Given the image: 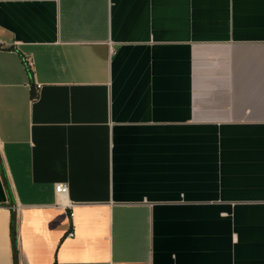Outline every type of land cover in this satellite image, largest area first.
Listing matches in <instances>:
<instances>
[{"label": "crops", "instance_id": "1", "mask_svg": "<svg viewBox=\"0 0 264 264\" xmlns=\"http://www.w3.org/2000/svg\"><path fill=\"white\" fill-rule=\"evenodd\" d=\"M0 166V264H264V0H0Z\"/></svg>", "mask_w": 264, "mask_h": 264}, {"label": "water", "instance_id": "2", "mask_svg": "<svg viewBox=\"0 0 264 264\" xmlns=\"http://www.w3.org/2000/svg\"><path fill=\"white\" fill-rule=\"evenodd\" d=\"M0 177H1V181L3 183L4 189L7 193L8 205L11 208V240H12V247H13V255L15 256V252H14V229H15L14 201L12 200V198L9 194L7 183L5 181V177H4L3 170L1 168V166H0ZM14 262H15V257H14Z\"/></svg>", "mask_w": 264, "mask_h": 264}, {"label": "built area", "instance_id": "3", "mask_svg": "<svg viewBox=\"0 0 264 264\" xmlns=\"http://www.w3.org/2000/svg\"><path fill=\"white\" fill-rule=\"evenodd\" d=\"M34 88L37 89L38 86L37 85H34ZM66 189H67L66 185L65 184H62V183H58V184L54 185V187H53L54 193L55 194H59V195L60 194H64L66 192ZM67 234L70 235L71 234V231L69 230Z\"/></svg>", "mask_w": 264, "mask_h": 264}, {"label": "trees", "instance_id": "4", "mask_svg": "<svg viewBox=\"0 0 264 264\" xmlns=\"http://www.w3.org/2000/svg\"><path fill=\"white\" fill-rule=\"evenodd\" d=\"M26 69H27L28 73H30L31 69H30V66L27 64V62H26ZM31 97L32 98L34 97L33 92L31 93ZM10 228H11V225H10Z\"/></svg>", "mask_w": 264, "mask_h": 264}]
</instances>
